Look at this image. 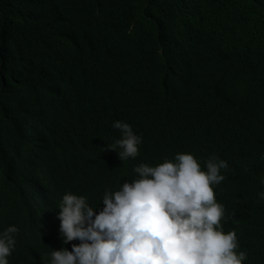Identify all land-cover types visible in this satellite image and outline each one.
Returning <instances> with one entry per match:
<instances>
[{"label":"trees","instance_id":"16d2710c","mask_svg":"<svg viewBox=\"0 0 264 264\" xmlns=\"http://www.w3.org/2000/svg\"><path fill=\"white\" fill-rule=\"evenodd\" d=\"M57 1L69 13L96 8L115 15L129 40L122 48L134 57L162 50L150 75L162 81L156 108H138L116 69L96 73L77 30L49 29L44 6ZM2 14L12 18L5 36L21 45L24 61L8 58L0 28V97L6 100L0 124L9 131L10 151L23 153L24 169L35 176L38 168L39 193L44 177L47 193L59 196L75 175L73 186L90 192L95 207L97 187L113 190L134 180L131 162L104 151L111 134L105 128L91 133L88 116L75 115L77 102L117 108L148 144L161 138L153 114L188 117L186 129L165 144L193 151L201 168L214 155L224 158V180L213 186L222 220L236 232V251H248V264H264V0H0V23ZM18 197L10 186L0 191V225L9 224L5 210ZM20 197L26 199L22 189Z\"/></svg>","mask_w":264,"mask_h":264},{"label":"clouds","instance_id":"9594fccd","mask_svg":"<svg viewBox=\"0 0 264 264\" xmlns=\"http://www.w3.org/2000/svg\"><path fill=\"white\" fill-rule=\"evenodd\" d=\"M76 1L85 3L92 0ZM42 2L45 5L47 0ZM44 7L49 29L78 31L82 39L81 48L92 58L96 73L108 66L116 69L127 82L133 103L138 108H156L161 100L162 81L156 84L150 80V75L162 61L161 49L146 57L132 56L122 48V43L129 40L123 38L125 29L120 21L101 9L69 13L59 1ZM17 19L20 23L26 21L21 12H18ZM33 19L41 21L37 17ZM11 21L12 18L6 20L2 14L0 28L7 45L6 54L9 59L16 58L22 64L21 45L5 36L6 24ZM92 108L100 111L93 112ZM0 110H6L3 97H0ZM79 114L88 116L91 133L100 128H105L110 134L115 129L119 130L120 139L107 140L104 151H114L119 161L134 164V180L123 181L117 190L97 187L100 203L95 207L83 196L87 191L79 187L71 186L67 193L59 196L48 194L49 221L57 200L62 243L79 241L71 245V251L65 247L52 250L49 264H248L249 253L236 251L239 247L236 232L225 226V220H222L224 207L216 201L213 190V186L224 180L220 170L228 167L227 162L222 156L214 155L201 168L196 153L191 150L177 152L165 144L167 139L186 129L188 117L168 118L153 114L161 138L148 144L143 142L128 116L115 107L103 109L88 102H77L75 115ZM3 115L0 113V119ZM8 134L9 131L0 124L5 172ZM12 155L11 168L16 161V154ZM20 172L23 187H26L27 170L23 167ZM30 176L32 190L36 175ZM12 180L18 188L14 178ZM34 196L35 192H32V211L35 210ZM39 196L40 220L44 222L45 192H40ZM261 198L264 199V193H261ZM7 225L10 226L0 231V264H9L8 257L14 247L15 253H19L17 248L25 245L22 241L15 242L14 235L18 229L10 223ZM26 225L30 231H24L20 236L35 235L37 227L34 220ZM38 228L44 230V225L38 224Z\"/></svg>","mask_w":264,"mask_h":264},{"label":"bare ground","instance_id":"6f19581e","mask_svg":"<svg viewBox=\"0 0 264 264\" xmlns=\"http://www.w3.org/2000/svg\"><path fill=\"white\" fill-rule=\"evenodd\" d=\"M93 112H99L100 110L97 108H92ZM46 114V113H45ZM108 118V117H107ZM109 119V118H108ZM48 125L45 126V130H47ZM36 144H38V136L36 135ZM121 134L119 130L115 129L113 133H111L110 136H108L107 140L109 139H120ZM6 151L8 152L6 156L7 161V170H3V141L0 137V191H5V189L10 186L14 191L18 192V202L12 203L8 202L9 209L5 210V216H7L5 219L8 223L14 225L18 232L14 235L15 242L16 241H22L25 242V245L18 247L19 253H15V247L11 252V255L8 257L9 264H49L50 261V252L52 250H58L62 247L67 248L69 251H71V245L73 243H79V241H71L68 244H63L62 240L59 235V220L57 219V200L55 199L54 202V213L52 215V219L48 218L47 208H48V183L49 178L44 177V185H45V198H44V231H41V229L38 228V224L40 222V208H39V176H38V168L36 167V178H35V196H34V202H35V210L32 211V202L30 198L31 194V174L29 169L27 170V186L23 187L22 184V178H21V170L23 169L22 166V159H19L18 156L22 155L23 153L21 151L18 152V155L16 154L15 159L16 161L14 164L18 167V175L13 176L11 171V161L14 158L12 153H10L9 145L6 144ZM132 167H135V165L131 164ZM12 177L14 178L15 183L19 186L18 189H15V186L13 184ZM9 178V180H8ZM77 178L75 175L72 179V186L77 182ZM24 189L26 194V199L24 200L22 197H20V190ZM115 190H117V187H115ZM68 189L64 190L63 194L67 193ZM86 197L88 203L91 198L90 192H87L86 195H83ZM43 200H41L42 202ZM34 220L35 227H37V233L35 235H28L26 237L20 236V233L22 232H29L30 228L26 225L30 222V220ZM54 222L53 228H51V224ZM10 225H0V231H3L5 228H7ZM56 234H52V233ZM44 234V235H41ZM34 242V245H31Z\"/></svg>","mask_w":264,"mask_h":264},{"label":"water","instance_id":"95a60500","mask_svg":"<svg viewBox=\"0 0 264 264\" xmlns=\"http://www.w3.org/2000/svg\"><path fill=\"white\" fill-rule=\"evenodd\" d=\"M60 197H61V196H60ZM39 225H40L41 227H43L44 222H42V221L40 220ZM39 229H41V231H44L42 228H39ZM36 233H37V230H36ZM41 235H42V234H41Z\"/></svg>","mask_w":264,"mask_h":264}]
</instances>
